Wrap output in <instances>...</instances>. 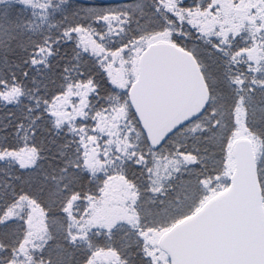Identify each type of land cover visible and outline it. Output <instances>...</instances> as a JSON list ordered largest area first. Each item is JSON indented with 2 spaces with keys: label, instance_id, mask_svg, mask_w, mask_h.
Here are the masks:
<instances>
[{
  "label": "snow or ice",
  "instance_id": "snow-or-ice-1",
  "mask_svg": "<svg viewBox=\"0 0 264 264\" xmlns=\"http://www.w3.org/2000/svg\"><path fill=\"white\" fill-rule=\"evenodd\" d=\"M61 3L0 0V264H264V0H231L248 5L235 30L224 0H150L140 17L122 0ZM49 14L55 33L38 32ZM157 37L203 102L155 136L142 98ZM115 181L123 214L102 223ZM240 201L254 257L217 223Z\"/></svg>",
  "mask_w": 264,
  "mask_h": 264
},
{
  "label": "water",
  "instance_id": "water-1",
  "mask_svg": "<svg viewBox=\"0 0 264 264\" xmlns=\"http://www.w3.org/2000/svg\"><path fill=\"white\" fill-rule=\"evenodd\" d=\"M153 53L151 61L144 66L146 85L142 103L151 112L153 134L158 136L200 108L203 90L194 81L190 63L177 58L170 43H155ZM238 147L243 149L242 159L250 163L254 151L251 141L241 140ZM217 223L227 247L244 256L256 255L255 227L243 201L226 205L218 214ZM186 243L184 237L172 238L165 246L175 251Z\"/></svg>",
  "mask_w": 264,
  "mask_h": 264
},
{
  "label": "rangeland",
  "instance_id": "rangeland-1",
  "mask_svg": "<svg viewBox=\"0 0 264 264\" xmlns=\"http://www.w3.org/2000/svg\"><path fill=\"white\" fill-rule=\"evenodd\" d=\"M247 9H248L247 4L242 5L240 8H233L231 5V0H224V11L222 13L223 26L225 28H232L233 30H235V28L239 27L240 22L245 18V14L247 12ZM197 19L201 20L202 21L201 26L208 29L209 31H211L216 26V24L218 23V18H216V17H213V18L207 19V20H205L203 17H199V16L194 17V21ZM160 42L168 43L164 37H162V38L157 37L156 43H160ZM243 139H248V138H246V136L242 135V138L240 140H243ZM252 145H253V143H252ZM253 150H254V145H253ZM120 184L123 188L125 187L122 181H120ZM119 199H121V198H119ZM117 202L119 203V205L117 204ZM109 203L99 213V219L101 218L102 223H111L116 217L123 214V211H121V210H120V212L115 211L121 205V202L118 200V198L115 199L114 201L109 200Z\"/></svg>",
  "mask_w": 264,
  "mask_h": 264
},
{
  "label": "trees",
  "instance_id": "trees-1",
  "mask_svg": "<svg viewBox=\"0 0 264 264\" xmlns=\"http://www.w3.org/2000/svg\"><path fill=\"white\" fill-rule=\"evenodd\" d=\"M53 4L56 6L55 9H49V13H51L53 10L59 14V11L64 7V4L61 3V0H52ZM121 1H115L114 3H119ZM122 2H130L135 6V11L134 15L137 17H140L141 11L147 13L149 11V6H150V0H124ZM37 11H41L38 9ZM130 12H132V9H129ZM144 19H147V17H141V20L143 21ZM54 22V18L52 15H48L47 19H44L43 17L37 19V26H38V32L43 33V34H48V33H55L56 29L55 28H50V24ZM162 38V37H160ZM166 39V38H165ZM167 40V39H166ZM63 99V98H62ZM242 138V137H241ZM253 143V142H252ZM254 145V144H253ZM25 158H28L25 156ZM125 188V187H124ZM124 188L121 186L120 181H115L110 187L109 191V200H115L118 198V200L121 202L122 199L124 198L125 191ZM121 198V199H119ZM110 204V203H109ZM119 205V203L117 202ZM119 209V210H118ZM116 212L122 211L121 205ZM99 218V217H98ZM101 220V218H100Z\"/></svg>",
  "mask_w": 264,
  "mask_h": 264
}]
</instances>
